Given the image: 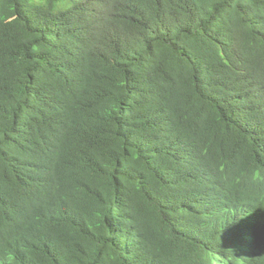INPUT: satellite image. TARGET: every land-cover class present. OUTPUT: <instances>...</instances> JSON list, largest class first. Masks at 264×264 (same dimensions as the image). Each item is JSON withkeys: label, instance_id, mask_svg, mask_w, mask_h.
I'll use <instances>...</instances> for the list:
<instances>
[{"label": "trees", "instance_id": "trees-1", "mask_svg": "<svg viewBox=\"0 0 264 264\" xmlns=\"http://www.w3.org/2000/svg\"><path fill=\"white\" fill-rule=\"evenodd\" d=\"M0 264H264V0H0Z\"/></svg>", "mask_w": 264, "mask_h": 264}]
</instances>
